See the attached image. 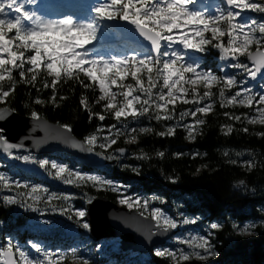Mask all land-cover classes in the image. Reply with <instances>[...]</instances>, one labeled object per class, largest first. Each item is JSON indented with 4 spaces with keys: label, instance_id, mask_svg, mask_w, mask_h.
Listing matches in <instances>:
<instances>
[{
    "label": "snow or ice",
    "instance_id": "6c2138e0",
    "mask_svg": "<svg viewBox=\"0 0 264 264\" xmlns=\"http://www.w3.org/2000/svg\"><path fill=\"white\" fill-rule=\"evenodd\" d=\"M194 0H98L94 7V16L89 20L74 19L72 15L64 14L63 18H47L36 11L27 10V5L34 3V0H0V123L5 122L14 113L15 109L5 107L12 95H15L17 86L16 79L13 78V69L18 70V76L27 85L35 86L39 71L43 69L49 76L50 81L45 80L41 88L36 89L33 97L29 93V99L33 105H44L51 103L59 106V102L66 100V96H58V82L77 78L83 90L92 87L86 79H79L81 73L87 80L98 83L99 96L97 103L103 102V109L111 111L116 121L120 122L119 127L113 124L110 128L104 129L109 135L103 136V142L97 145L96 135H85L82 140H74L70 133L69 125L61 127L68 135L65 142H71L77 148H83L87 152L109 148L117 143V138L127 136L129 142H136L138 133H151L152 127H130V124H139L143 119H155L156 121L174 120V108L169 109V105H175L178 99H182L185 104L193 103L194 110L180 113L181 121L185 117L195 119L197 126L204 125L205 119L197 114H207L212 109L215 100L212 92L213 85H221L219 88V100L222 106L239 104L255 109V114L249 119L248 114L234 115L225 112L224 116L232 121L239 122L246 120L248 124L264 125V88L257 93L247 86L246 77L256 79L259 75L264 78V0H225V7L217 8L216 15H207L189 7ZM111 9V10H110ZM251 11L259 15L252 16L245 13ZM122 20L128 22L132 27L128 32H138L147 42V51L137 52L132 56H116L109 58L92 55L89 59V51L84 47L91 41L98 38L104 28H107V21ZM103 26V27H102ZM190 29V31H189ZM176 35H173V32ZM14 35L9 38V34ZM206 33L211 36L206 37ZM224 37H227L226 42ZM125 37H121L124 39ZM194 38H198V41ZM137 42L141 43L137 38ZM180 43L186 49H199L206 51V45H213L220 50L221 58H234L230 63L231 67L237 70L236 75L225 73L217 75L215 72L202 69L197 61H185L183 53L175 47ZM255 45L256 50H250V46ZM34 54H30L33 53ZM26 53H29L25 56ZM244 57V62L241 60ZM27 65V67H26ZM134 69V70H133ZM144 72L148 86L145 87L144 79L139 75ZM7 73V80L5 74ZM131 75L135 78V85L124 84L123 79ZM119 81L120 91H113L112 87L117 86ZM160 85L157 88V85ZM203 84L205 91L200 94L195 86ZM191 85V92L188 87ZM41 89H51L52 94L43 98ZM126 89V90H124ZM153 89H157L154 93ZM234 90L232 94L226 95L227 90ZM187 95L193 97L192 101L185 99ZM122 97V102L117 103V97ZM210 101V103H208ZM201 102H205L201 106ZM80 105L87 111L90 117L105 121L103 114L93 113L88 106L87 98L82 93ZM25 109H29L31 116L35 120H40L39 113L25 103ZM163 110L164 114H161ZM180 121L167 127L166 131H160V137L173 136ZM184 130L188 133L189 140H195L198 129L193 130L191 123H183ZM221 131L232 133L234 128L231 124L222 127ZM244 133H248L247 127L242 128ZM264 138V132L258 133ZM86 145V147H85ZM24 145L16 142H9L5 138L3 131H0V149L8 157L25 162H33L41 168L55 170L54 178H59L65 185L79 186L91 182L93 188L109 189L113 193H120L119 203L127 205L129 208L138 207L140 216H144V210L148 209L153 200L159 197L153 196L146 199H135L126 195L127 186L121 185L111 178H106L98 174H89L83 170L73 171L66 163H58L55 160L36 159L32 155H15L16 149H23ZM116 159L127 155L126 149L120 147L115 149ZM141 155H136V159H147L148 154L140 150ZM104 153L101 152L100 155ZM156 155L164 158L166 153L159 151ZM178 153L177 156H182ZM199 155V153H195ZM228 156V153H224ZM238 157H243L245 153L237 152ZM251 156L252 154H248ZM107 159H113L108 156ZM232 165H237V160H231ZM243 166L255 168L253 159L243 161ZM132 172H140L137 167L124 166ZM207 167V165H201ZM176 182L179 177H168ZM241 185L245 181H239ZM121 188L125 193H121ZM0 190L10 194L3 195L2 199L6 205H19L34 211H61L66 216H71L73 205L70 201L75 199L74 195L59 194L51 191L50 188L42 184L24 182L10 177L7 173H0ZM87 195V193H85ZM92 197L88 198V203L92 202ZM31 200V203H28ZM54 200L65 202L66 207H61ZM41 201H46L43 208L39 207ZM162 204L163 201H160ZM261 227H264V205L260 210ZM77 224L83 229H90V224L86 219V212L83 207L75 210ZM149 219L155 221L157 233H170L178 229L181 225L197 227L201 224V217L194 219H175L161 207H152ZM224 222L218 220L208 225V230L203 235L195 237L189 236L181 238L177 236V243L185 247L157 248L155 256L167 258L171 264H191L192 260L206 261L209 257H215L212 243V235L215 231L221 230ZM231 228L236 230L239 227L241 234H251L257 228L254 222L244 224L242 227L235 222L231 223ZM152 235L151 226L148 229ZM7 245V247H4ZM30 250V251H29ZM32 253L35 255L32 256ZM18 254L20 264H63L68 252L61 250L52 252L38 240L27 241L26 244L13 243L11 239L0 244V258L6 257L3 264H18L15 255ZM72 258L76 259V264H90V261L78 256L76 247L70 250ZM31 256V258H29Z\"/></svg>",
    "mask_w": 264,
    "mask_h": 264
},
{
    "label": "trees",
    "instance_id": "16d2710c",
    "mask_svg": "<svg viewBox=\"0 0 264 264\" xmlns=\"http://www.w3.org/2000/svg\"><path fill=\"white\" fill-rule=\"evenodd\" d=\"M205 48L211 60L220 56L218 49L215 50L210 45ZM207 64L208 61L205 62V65ZM214 71L217 75H221L218 70L214 69ZM229 72L234 75L236 69L232 68ZM12 76L17 81L15 95H12L4 106L15 109V112L21 115L31 116L30 110L23 106L29 103L30 107L34 108L40 116L61 125H69L72 132L81 139L88 134L102 139L100 135L104 133V129L110 128L113 124L117 127L120 125V122L116 121L111 114H105L101 105L97 103L98 98L93 89V82L87 80L83 73L80 74L79 79H86L92 87L83 90L77 78L58 82L57 95L67 97L66 100L59 102V106L51 103L33 105L29 99V93L34 97L36 89L41 88L43 81L52 79L43 68L39 71L35 86L24 84L16 69H13ZM140 76L146 84L144 72ZM130 83L135 85L136 81L130 79ZM220 87L221 85H214L211 89L215 100L213 110L207 114H198L205 119V124L196 127L198 133L195 140H189L188 133L183 128L187 117L182 121L180 118V113L188 111L192 106L179 104L169 107L175 110L172 121L145 118L139 124H130V127L153 128L151 133H138L136 142L127 143L129 138L121 136L117 138L116 144L107 149H100L97 146L95 148L97 151L103 152L107 157H113L103 169L84 166L74 156L66 153H54L48 156L62 158L71 168L82 166L86 170L99 171L108 178L131 185L145 196L153 194L159 197L158 205L164 208L174 205L189 216H200L208 221H223V228L216 231L211 238L218 255L206 261L193 259L191 264H264V227L258 225L256 236L248 238L241 234L239 227L233 230L230 226L232 222L241 227L246 222L262 219L259 210L264 205V138H261L258 133L264 132V126L248 124L246 120L236 122L226 118L225 112L241 115L248 113V110L234 105L222 106L219 100ZM82 93L86 96L92 112L103 114L106 117L105 121L101 122L98 118L90 117L89 113L84 110L79 103ZM51 94V89H41L43 98L47 99ZM161 114L164 113L161 112ZM177 121H180V124L173 136L160 137L158 135L160 131H166L167 127L176 124ZM229 124L233 126L234 131L232 133L222 132V127ZM244 127L249 129L248 133L242 131ZM120 147H127L128 152L126 156L118 160L115 149ZM141 149L143 153L148 154L149 158H135L136 155L142 154ZM159 151L166 153L164 158L156 155ZM197 152L199 155H195ZM225 152L228 156L224 155ZM237 152H243L245 155L238 157ZM178 153L183 155L177 156ZM0 159L7 162L4 156H0ZM233 159L237 160L235 166L230 163ZM246 159H253L256 167L251 169L244 167L242 162ZM8 164L12 168H18L16 164L10 162ZM125 165L137 167L140 172H132L130 168L126 169ZM201 165H207V167H201ZM45 174L53 177L49 167L45 168ZM21 175L36 182H49L46 177L22 170ZM168 177H179V179L173 182ZM241 179L245 181V184L239 183ZM56 188L73 194L81 205H85L89 197L95 198L98 195H104L116 202L110 190L93 188L91 182L62 188L56 185ZM5 193L6 191L0 190V236L5 231L16 232L21 238L31 236L32 234L28 231L21 234L23 218L27 217L26 215L31 217L30 209L4 204L2 197ZM160 201L164 203L161 204ZM70 224L79 225L75 219H71ZM44 237L45 239H56L64 245L74 239L72 236L59 233L54 236L45 234ZM153 259L157 264H171L167 258L153 257ZM63 264H73L72 258L66 256Z\"/></svg>",
    "mask_w": 264,
    "mask_h": 264
},
{
    "label": "rangeland",
    "instance_id": "374dc122",
    "mask_svg": "<svg viewBox=\"0 0 264 264\" xmlns=\"http://www.w3.org/2000/svg\"><path fill=\"white\" fill-rule=\"evenodd\" d=\"M194 1L195 2L199 1L201 3L203 2L202 0H194ZM195 2H194V4H195ZM209 2L215 4L214 10H217V8H219V6H220V8L226 6L225 0H209ZM192 9L208 15V10L205 7H203L202 9H199V10L196 9V7H193ZM214 14L216 15L215 12H214ZM247 15L257 16L259 14L251 12V11H247L245 13V16H247ZM107 23L112 24L116 28L121 27V26L132 27L128 22H125V21H107L106 24ZM133 33H136V32L133 31L130 34L132 35ZM208 34H209V36H211L210 33H208ZM13 35H14V32L10 33L9 38H11ZM173 35H176L175 31L173 32ZM194 39H196L198 41V38H194ZM223 39L226 42L227 37H224ZM175 46L177 48H179L180 51L184 54L183 58L185 61H189V62L197 61L201 65L202 69H208V70H211L213 72H214V69H217L221 75H223L225 73L231 74L229 72V70L232 69L231 63H230L233 60L232 57L221 58V53H220L219 58L211 60L207 56L208 55L207 50L201 52L199 49H190L189 50L190 52H188V51H186V48H184V46L182 44L181 45L177 44ZM206 46H209V45H206ZM210 47H213L216 50V48L213 45H210ZM250 50H252V51L256 50L255 45L250 46ZM218 51L220 52L219 49H218ZM136 53H137L136 51H133L130 55H135ZM139 53H141V52H139ZM28 54L29 53H26L25 55H28ZM30 54H34V52L30 53ZM142 55H143V53H141V58H142ZM189 58H191V59L196 58V60H189ZM241 60L244 62H247L244 60V57H241ZM206 61H208V64L204 67L203 63ZM212 61H216V64L213 65ZM142 72H143V70H142ZM142 72L139 75H141ZM6 74H5V77H6ZM236 74H237V70H236L234 75H236ZM130 79L135 80V78H133L131 75H129V78L127 76L123 79V83L124 84H131ZM245 79H247V81H248L247 86L251 89H254L257 93H259L262 90V88H264V78H262L259 81L253 80V79L248 78V77H246ZM147 86H148V82L146 79L145 87H147ZM159 86L160 85L158 84L157 88ZM184 86L188 87L190 92H191V88L193 86H191V85H184ZM213 86H212V88H213ZM195 87L197 88V90L200 94H202L206 90L205 86L203 84L197 85ZM93 89L95 91L96 97L98 98V96H99L98 83H93ZM112 90L113 91H120L121 90L119 87V81H118L117 86L112 87ZM124 90H126V89H124ZM156 91H157V89H153L154 93ZM233 91L234 90H231V89L227 90L226 95L232 94ZM185 99L192 101L193 97L191 95H187L185 97ZM121 102H122V97L118 96L117 97V103L119 104ZM204 103L205 102H201V106H203ZM208 103H210V101H208ZM99 104L101 105V108L103 109V102L101 101ZM179 104H185V103L183 102L182 99H178L176 101L175 105H169V107L170 106H176ZM188 104H190V106H192L189 108L188 111L194 110L195 105L193 103H188ZM234 106H240V107L246 108L248 110L247 114H248L249 119L251 118L252 115L255 114V109H249L247 106H242L239 104H234ZM211 110H213V107ZM104 112H105V114H111L112 117L114 118V115L112 114L111 111H105L104 110ZM161 112H163V110H161ZM186 122L191 123L193 125V130H196L197 125L195 124L194 118L187 117ZM253 125H260V124L257 123V124H253ZM261 126H264V125H261ZM109 134H110L109 132L104 131V133H102L100 136L102 138L103 136H106ZM101 142H103V140L99 139V137H98L97 145ZM127 143H131V142H129V140H128ZM16 155H22V154H16ZM23 155H32L36 159H47L49 161L55 160L58 163H66L60 157L40 156V155H36V154L35 155L34 154H23ZM242 164H243V162H242ZM49 168H50V166H49ZM71 169L73 171L83 170L84 172H87L89 174H98V175H101V176L108 178L105 174H103L99 171L86 170L82 166H77V167H74ZM51 170L52 169H50V171ZM54 171L55 170H52V173H54ZM0 173H7L10 177H15V179L20 180L21 183H24L27 181L29 183L42 184L43 186L50 188L51 191H55L59 194L73 195L71 193H68V192L62 190V189H57L56 185L60 186L61 188L66 187L68 185H65L64 183H62L59 178H54V176L50 177V175L45 174V171L42 173V175H39V176L46 177L49 180V182H45V181L36 182L33 179H26V178L22 177L21 170L19 168H17V169L12 168V166L9 165L8 162H5L2 159H0ZM113 180L120 183L121 185L127 186V192L125 193V189L121 188V193H125L126 195L133 197L135 199H141L142 200V199L151 198L154 196L153 194H150L149 196H145L144 194L137 191V189L132 188L131 185L121 183L115 179H113ZM97 189L98 190H109V189H101V188H97ZM5 194H10V193L6 192ZM113 194H114L115 199H116V204H118L121 207H126L128 209H136L140 212V209L138 207L129 208L127 205H123V204L119 203V199L121 198L120 193H113ZM28 203H31V200H28ZM45 203H46V201H41L39 203V207L43 208L45 206ZM52 203H55L61 207L67 206L65 204V202L60 201V200H54ZM70 203H72V205H73L71 216H66L59 210H57V211H51V210H49V211H34V210L30 209L31 217H29V215H26L27 217L23 218L24 223L21 227V234L28 231L32 235L27 237V238L26 237L21 238L20 236H18V234L16 232L9 233V232L5 231L0 236V244H2L4 241H6L8 239H11L14 244L15 243L26 244L27 241L38 240V241L42 242L49 251L56 252V251L64 250V251L69 253L68 256H70V257H71V255H70L71 248L76 247L78 250V256H82L84 259L89 260L90 264H157L156 262H154V259H153V257H156L154 253H155V250L157 248H171L173 250H175L176 248H180V247L186 248L185 245H181V244L177 243V236H180L183 239V238H187L189 236L195 237L197 235H203L205 232H207L208 225L210 223L217 222V221H208V220H204L201 218V224L199 227H197L195 225H191V226L181 225L178 229H175L176 234L172 237L171 240L167 241L165 246L155 247V248H153V250L150 253L133 252L131 250L124 251L121 248L120 237L105 238V239L100 240L99 242H95L90 237H73L74 239L70 240L68 242V244H66V245L60 243L56 239H52V238L45 239V237H44L45 234H49V235H53V236L57 233L67 234L73 227H80V225H77V226L71 225L70 220L75 219L77 221V220L81 219L79 217H75V210L78 208L83 207V209L85 210V212L87 214L86 204L88 203V201L85 202V205H81L77 202V198L75 197V199L73 201H70ZM163 203H164V201H163ZM19 207H21V206H19ZM152 207H161L163 211H166L169 215H172L177 220H180L182 218L194 219L196 217V216L195 217L189 216L187 213L180 211V209L174 205L170 206L169 208H164V207L158 205V200H153L151 202L150 207L148 209L144 210L145 216H149V213H150ZM84 219H86V217ZM251 222L256 223L258 226L261 224V219L249 221V222H246L245 224L251 223ZM215 232H214V234H215ZM256 234H257V232L255 229V231L252 232L251 234H243V235H245L248 238H252V237H255ZM4 247H7V245H4ZM34 255L35 254L32 253V256H34ZM29 258H31V256ZM4 259H6V257L0 258V261L4 260ZM15 259L17 260L18 264H20L18 254L15 255ZM72 263L76 264V259L72 258Z\"/></svg>",
    "mask_w": 264,
    "mask_h": 264
},
{
    "label": "water",
    "instance_id": "95a60500",
    "mask_svg": "<svg viewBox=\"0 0 264 264\" xmlns=\"http://www.w3.org/2000/svg\"><path fill=\"white\" fill-rule=\"evenodd\" d=\"M150 42L146 41V45ZM263 50V49H262ZM234 59V58H233ZM262 77L259 75L256 79ZM6 107V106H5ZM35 120L32 116H24L14 111L10 118L0 123V131H3L5 138L9 142H16L24 145L23 149H16V154H36L49 155L52 153H66L74 156L82 165L101 168L108 164L109 160L105 154L95 150L87 152L83 148L75 147L71 142H65L68 133L61 127V124L53 122L45 117ZM71 137L82 140L76 136L72 130ZM86 147V145H85ZM128 152L127 147H123ZM0 155L6 160L15 163L21 170L40 175L44 168L29 161L15 160L8 157L0 149ZM86 220L90 224V229L73 227L67 234L77 237H90L95 242L105 238L120 237L121 248L124 251L149 253L155 247L165 246L176 234V230L170 233H157L155 221L150 220L149 216H140L136 209L121 207L104 195L93 198L91 203L86 204ZM151 226L152 235L148 229ZM3 264V260L0 261Z\"/></svg>",
    "mask_w": 264,
    "mask_h": 264
},
{
    "label": "bare ground",
    "instance_id": "6f19581e",
    "mask_svg": "<svg viewBox=\"0 0 264 264\" xmlns=\"http://www.w3.org/2000/svg\"><path fill=\"white\" fill-rule=\"evenodd\" d=\"M194 2H195V1H194ZM194 2H193L191 5H195V4H197L196 2H195V4H194ZM201 7H202V6L200 5V6H199V9H201Z\"/></svg>",
    "mask_w": 264,
    "mask_h": 264
}]
</instances>
